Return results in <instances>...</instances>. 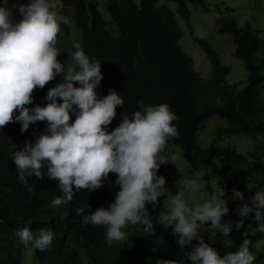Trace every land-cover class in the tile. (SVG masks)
I'll use <instances>...</instances> for the list:
<instances>
[{
  "label": "trees",
  "instance_id": "trees-1",
  "mask_svg": "<svg viewBox=\"0 0 264 264\" xmlns=\"http://www.w3.org/2000/svg\"><path fill=\"white\" fill-rule=\"evenodd\" d=\"M172 1L176 3L175 9L158 4V0H106L105 8L110 16L107 21L93 0H61L62 8L58 13L73 20L81 32L82 49L90 60L101 64L103 78L95 89L97 96L102 98L109 90H115L123 97L124 105L117 106L116 116L107 131L114 130L124 114L132 118L143 106L166 103L177 116L173 124L179 132L178 137L169 139L168 146H179L188 164L205 165L211 175L229 177L228 181L233 176L252 173L264 176L263 155L258 152H264L261 141L257 140L246 152L230 144L217 143L225 135L244 134L255 139L259 134L264 136V40L250 26H238L234 18L222 19L219 31L231 35L234 53L243 60L247 71L246 84L238 89V83H226L230 68L220 62L206 42H202V47L210 72L203 76L193 68L192 57L178 44L182 35L178 17L189 25L185 0ZM189 1L201 5L204 2ZM18 3H27V0H6L7 8L14 12V19L20 18L14 11ZM109 22L113 24L112 29L107 28ZM61 28L67 33L70 26L61 24ZM62 80L63 73H60L43 89L37 87L32 93V104L26 107L45 106L49 102L45 99L47 92ZM213 116L223 118L227 125L218 127L214 140L202 146L198 132ZM70 117L74 121L76 112L70 113ZM21 126L20 122L9 123L7 136L0 144V264H18L23 249L28 248L44 264H135L146 260L150 264H192L185 257L191 246L179 247L178 236L173 234L171 225L164 228L155 219L168 189L181 177L173 163L159 168L158 175L165 177L166 188L158 206L153 208L151 203L146 204L155 233H145L141 225H128L125 228L133 230L127 238L108 245L106 229L82 226V217L75 214V209L86 207L85 213L90 214L109 206L115 201L119 185L107 178L102 187L93 191L75 192L74 188L72 201L53 208L51 201L62 195L59 181L46 176L43 180L30 177L28 184L35 186V192H29L20 183L12 161L14 151L23 149L25 142L34 144L47 132V121L32 123L25 132H21ZM166 155L170 158L168 147ZM226 202L230 205V213L239 220L238 207ZM205 224L201 237L221 256L239 250L246 239L227 243L224 235L217 229L209 231ZM24 227L32 230L34 238L41 228L53 231L52 245L45 251L36 249L34 241L25 245L15 235ZM240 231L245 230L241 227ZM192 243L195 245L198 241L194 239ZM249 248L255 256L254 264H264V247L257 249L250 244Z\"/></svg>",
  "mask_w": 264,
  "mask_h": 264
},
{
  "label": "clouds",
  "instance_id": "clouds-1",
  "mask_svg": "<svg viewBox=\"0 0 264 264\" xmlns=\"http://www.w3.org/2000/svg\"><path fill=\"white\" fill-rule=\"evenodd\" d=\"M56 9V0H27L15 6L20 18L14 19L12 10L0 6V128L20 122V130L25 132L38 121H47L48 125L47 132L34 144L25 142L23 149L13 152L18 179L29 192H35V186L28 184L30 177L58 180L62 195L51 201L57 208L72 201L75 192L102 187L114 173V185H119L115 201L90 214L85 213L86 207L76 208L82 226H103L108 245L124 241L126 233L122 229L128 225H141L145 233L154 234V221L146 204L156 208L159 198L165 195L166 180L158 172L161 165L174 164L175 157L169 158L166 150L169 139L179 135L173 124L177 116L166 103L147 105L135 111L132 118L124 114L121 123L107 131L117 106L124 105L123 97L115 90L102 98L97 96L95 89L103 78L101 64L90 60L79 43L74 44L67 66L57 59L61 24L70 26L71 21ZM60 73L63 80L45 97L49 102L26 107L32 104L34 90L43 89ZM75 82L79 87L74 86ZM73 111L74 121L70 117ZM198 188L195 179L180 180L170 206L159 213L156 221L164 228L173 226L179 247L191 246L185 257L192 264H254L249 239L243 240L239 250L221 256L199 236V231L210 222L211 227L229 236L233 226L240 229L254 213L255 231L264 233V191H256L250 203L238 206L239 220L222 223V217L230 211L225 200L213 195L190 207L183 199L185 191L195 192ZM233 198L243 201L244 195L234 190ZM15 235L25 245L34 241L36 249L45 251L52 245L54 233L41 228L34 238L32 230L24 227ZM194 239L198 241L195 245Z\"/></svg>",
  "mask_w": 264,
  "mask_h": 264
},
{
  "label": "rangeland",
  "instance_id": "rangeland-1",
  "mask_svg": "<svg viewBox=\"0 0 264 264\" xmlns=\"http://www.w3.org/2000/svg\"><path fill=\"white\" fill-rule=\"evenodd\" d=\"M97 10L107 21L110 16L105 8L106 0H93ZM57 9L62 8L61 0H56ZM158 4H165L171 9H175L176 3L172 0H158ZM186 8L189 10V25L178 17L182 35L178 41L181 49L193 59V68L203 76H208L210 66L207 56L203 50L202 42L208 43L217 53L221 63L227 65L230 70L225 80L226 83H238V89L246 84L247 71L244 67L243 60L236 56L234 53L235 44L229 33L219 31L222 19L234 18L238 26L248 25L257 33L259 38L264 40V0H204L203 5L193 4L189 0H185ZM0 6L7 8L6 0L0 1ZM107 28L112 29L113 24L107 23ZM81 43V32L74 26L71 19V24L68 32L66 33L62 28L57 36L56 47L60 49V54L57 59L62 64L71 63L69 60L70 54L75 51L74 44ZM74 86H79L78 82ZM98 89V86H97ZM227 122L218 116H213L203 123L201 130L198 132V141L202 146H208L215 138L217 128L226 126ZM7 136L6 126L0 128V144ZM263 134H259L257 139L248 137L244 134L222 136L217 140L219 145L230 144L241 152L249 151L257 140L264 144ZM254 141V142H253ZM258 141V142H259ZM251 146V147H250ZM254 150V149H253ZM169 156L175 157L174 166L180 171L181 177L176 181L167 191L166 197L162 202L160 211H167L170 206L171 199L177 192V184L182 179H195L199 188L195 191H185L183 199L190 207L206 202L210 195H215L218 199L230 201L233 205L239 206L242 203H250L249 198L254 196L256 191H264V176L259 173H252L251 175H239L218 178L209 173V168L205 165L191 166L183 158L182 149L176 145L168 146ZM263 155L262 150L258 151ZM108 179L115 181L114 173H110ZM234 190H239L244 195V200L233 198ZM227 203V202H226ZM228 207L230 205L227 204ZM159 215V214H158ZM254 213L250 214L245 219L242 228L245 230L241 232L233 226L232 232L229 236L224 237L227 243H233L239 239L247 238L250 244L257 249L264 247V233L255 231L257 223L253 217ZM236 215L230 213L222 217V223L229 220L236 221ZM240 219V217H239ZM209 231L213 232L215 228L211 227L210 223L205 224ZM173 228V226H171ZM132 228H123L122 231L127 234L131 232ZM199 236H202L201 230ZM18 264H44L37 257L33 255L32 249H23L22 257ZM135 264H150L149 260L144 263Z\"/></svg>",
  "mask_w": 264,
  "mask_h": 264
}]
</instances>
